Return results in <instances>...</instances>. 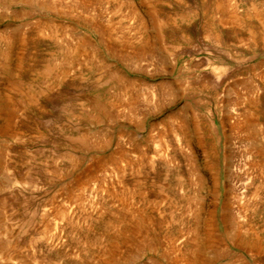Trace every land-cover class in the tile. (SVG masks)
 <instances>
[{
  "label": "rangeland",
  "instance_id": "obj_1",
  "mask_svg": "<svg viewBox=\"0 0 264 264\" xmlns=\"http://www.w3.org/2000/svg\"><path fill=\"white\" fill-rule=\"evenodd\" d=\"M251 1L0 0V264H171L167 235L183 249L194 210L218 246L209 264H264V242L234 238L264 226V0L255 14ZM108 218L127 243L110 247Z\"/></svg>",
  "mask_w": 264,
  "mask_h": 264
},
{
  "label": "bare ground",
  "instance_id": "obj_2",
  "mask_svg": "<svg viewBox=\"0 0 264 264\" xmlns=\"http://www.w3.org/2000/svg\"><path fill=\"white\" fill-rule=\"evenodd\" d=\"M256 0H252L251 1V3H252V5H251V3H250V7L252 8V12H254L253 14H255V13H258L256 10V8H257V6L255 5L256 3ZM221 4H223V3H221ZM221 7V5L219 4L218 5V7ZM246 15H247V17H248V15H250L248 12H246ZM250 17V16H249ZM239 18V17H238ZM236 19H237V16H236ZM56 31V30H55ZM55 31L53 32V33H55ZM1 38H2V41L4 42V48L0 51V53L2 54V56H6V51H7V49H8V47H9V45H10V43H11V40H10V38L9 37H6L5 35H1ZM85 41V40H84ZM84 41H81V43L79 44V45H76L75 47H74V49L72 50V53H74V54H82V52H86V50L88 49L87 48V45L85 44V42ZM87 48V49H86ZM73 54V55H74ZM66 55V54H65ZM70 56V55H69ZM77 59V58H76ZM75 59V60H76ZM65 60V59H64ZM3 65V64H2ZM154 92H155V90H154ZM153 94V93H152ZM151 94V95H152ZM153 95H156V92L153 94ZM128 96H129V94H128ZM132 100H133V98H132ZM132 100L129 102V104L128 105H130V107H131V105H133L132 103ZM134 101V100H133ZM2 106H1V104H0V108H1ZM187 125H186V123H184V121H178V122H176V124L175 125H173L172 127H170L171 129H170V133H172L173 135H174V137L176 138V140L175 141H177V144L179 143V145L180 146H183L184 148H186V149H188V129H190L189 127L187 128L186 127ZM83 138V137H82ZM150 138V137H149ZM159 138H160V136H159ZM162 138V137H161ZM87 139V138H86ZM157 141V140H156ZM159 141V140H158ZM163 141V140H162ZM78 142V141H77ZM160 142V141H159ZM164 143H165V141H164ZM161 144V143H160ZM167 144V143H166ZM165 144V145H166ZM164 145V144H163ZM162 145V146H163ZM167 146V145H166ZM166 146H165V148H166ZM178 146V145H177ZM169 147V146H168ZM157 148V147H156ZM161 148V147H160ZM164 148V149H165ZM65 149V148H64ZM163 149V148H162ZM160 150V149H159ZM155 151V150H154ZM166 151V150H165ZM188 151H189V149H188ZM163 152V151H162ZM122 154H120V159H123V158H125L124 157V155L123 154H125V153H123V152H121ZM155 154V153H154ZM162 154V153H161ZM187 154H188V152H187ZM70 156V155H69ZM126 156V155H125ZM164 156H165V154H164ZM192 156V155H191ZM157 157V156H156ZM159 157V156H158ZM168 157V156H167ZM69 159H71V158H69ZM115 159H114V157H109V158H107V160L104 162V164L103 165H105L106 163H108V162H110V161H114ZM141 160V159H140ZM173 160V159H172ZM188 160H190L191 161V158L190 159H188ZM190 161H189V164H190ZM139 162V161H138ZM141 162V161H140ZM194 162V161H193ZM191 163H192V161H191ZM149 164V163H148ZM146 165H147V163H146ZM153 165V164H152ZM192 165H195V164H192ZM102 166V165H101ZM3 167V166H2ZM106 167V166H105ZM164 167V166H163ZM192 167V166H191ZM102 169H104V168H102ZM108 170V169H107ZM151 170V169H150ZM197 170V169H196ZM104 171H106V170H104ZM86 172V171H85ZM103 172V171H102ZM194 174V180H195V184H196V186L198 185V186H200V183H202L201 182V176L198 174V173H196V172H193ZM192 174V173H191ZM69 176V175H68ZM93 177V174H91V173H87L86 174V176H85V180H84V182L82 181L79 185L82 187V189L85 187V186H87L86 184H88V180H90L91 178ZM186 177V176H185ZM166 178V177H165ZM179 178V177H178ZM97 179V178H96ZM175 179V178H174ZM95 180V179H94ZM181 180V179H180ZM91 181H92V179H91ZM96 181V180H95ZM155 181V180H154ZM165 181V180H164ZM203 181V180H202ZM194 182V181H193ZM176 183V182H175ZM76 185V184H75ZM144 185V184H143ZM178 185V184H177ZM74 186V185H73ZM194 186V185H193ZM258 186H260V185H258ZM79 187V186H78ZM156 187V186H155ZM256 188H258L257 186H255ZM69 189H72L73 187L71 186V187H68ZM101 188V187H100ZM114 188V187H113ZM263 187H261V189H262ZM85 189V188H84ZM109 189H110V187H109ZM119 189V188H118ZM145 189V188H144ZM255 189V188H254ZM253 189V190H254ZM77 190V189H76ZM78 190H80V187L78 188ZM115 190V189H114ZM128 190V189H127ZM152 190V189H151ZM258 190H260V188L259 189H256V191L258 192ZM70 191V190H69ZM81 191V190H80ZM80 191H78V193H80ZM90 191V190H89ZM112 191V190H111ZM166 191V190H165ZM255 191V192H256ZM261 191V190H260ZM96 192V191H95ZM135 192V191H134ZM97 193V192H96ZM112 193V192H111ZM141 193V192H140ZM139 193V194H140ZM192 193V192H191ZM259 193V192H258ZM85 194V193H84ZM83 194V195H84ZM107 194V193H106ZM126 194V193H125ZM125 194H123V192H121V193H118L117 192V194H115V196H119V198L120 197H126L127 195H125ZM129 194V193H128ZM138 194V195H139ZM108 195V194H107ZM113 195H114V193H113ZM195 195V194H194ZM262 195V200L264 199V196H263V193L261 194ZM72 196V195H71ZM80 195H76V197H79ZM82 196V195H81ZM81 196H80V198H81ZM91 196V195H90ZM146 197L145 195H144V193L143 194H140V196L139 197ZM236 197V196H235ZM128 198V197H127ZM73 199H75V195H74V197H73ZM182 199H183V197H182ZM185 199V198H184ZM85 200V199H84ZM86 200H87V198H86ZM110 200H111V198H110ZM145 200V199H144ZM192 200V199H191ZM78 201V200H77ZM88 201V200H87ZM92 201V200H91ZM143 201V200H142ZM146 201V200H145ZM93 202V201H92ZM84 203V202H83ZM169 203V202H168ZM192 203H193V201H192ZM249 203V202H248ZM89 204V203H88ZM94 204V203H93ZM247 204V203H246ZM153 205V204H152ZM59 206V205H58ZM83 206V205H82ZM87 206V205H86ZM91 206V205H90ZM167 206V205H166ZM170 206V205H169ZM186 206V205H185ZM88 207V206H87ZM228 207V206H227ZM244 207V206H243ZM62 208V207H61ZM64 208V207H63ZM57 209L58 210V214H60V215H62V217L65 215V209ZM67 208V207H66ZM69 208V207H68ZM90 208V207H89ZM99 208V207H98ZM97 208V209H98ZM126 208V210H127V207H125ZM166 208V207H165ZM254 208V207H253ZM73 209V208H72ZM81 209V208H80ZM124 209V208H123ZM197 209V208H196ZM199 209V208H198ZM226 209V208H225ZM67 210V209H66ZM84 210V209H83ZM95 210V209H94ZM246 210V209H245ZM72 211V210H71ZM90 211H91V209H90ZM89 211V212H90ZM70 212V211H69ZM101 212V211H100ZM127 212H129V211H127ZM171 212V211H170ZM193 212V211H192ZM245 212V211H244ZM262 212V211H261ZM45 215V214H44ZM73 215V214H72ZM98 215V214H97ZM100 215V214H99ZM103 215V214H102ZM111 215V214H110ZM137 215V214H136ZM174 215V214H173ZM66 216V215H65ZM71 216V215H70ZM112 216V215H111ZM24 217V216H23ZM145 217V218H144ZM53 218H55V217H53ZM58 218V217H57ZM57 218H55V219H57ZM60 218V217H59ZM64 218V217H63ZM69 217H67V219H68ZM87 218V217H86ZM113 218V217H112ZM112 218H108L107 220H106V222H105V225H106V227L107 228H112V230H113V228H115L117 231L113 234L114 236H112V237H110V238H107V240H108V242L111 244H109L110 245V247L111 248H114V244H116V243H123V242H125V243H127V241H128V238H127V236H124V235H126V232H128L129 233V231H128V229H127V225L125 224V223H119V222H117V219H112ZM131 218V217H130ZM214 219V218H213ZM212 219V220H213ZM224 221H225V223L226 224H229L230 226H233V222L230 220V218L227 216V215H225L224 216ZM61 220V219H60ZM64 220V219H63ZM70 220V219H69ZM147 220V221H146ZM50 221V220H49ZM49 221H48V223H49ZM74 221H76V220H74ZM82 221V220H81ZM90 221V220H89ZM132 220H130V222H131ZM147 222V224H150V220H149V218L148 217H146L145 215L144 216H140V215H138V216H136L135 217V226L136 227H138V228H143L144 229V227H145V224H146V222ZM161 221H163V220H161ZM169 221V220H168ZM181 221V220H180ZM40 222V221H39ZM238 222V221H237ZM56 223V222H55ZM133 223V222H132ZM224 223V222H223ZM247 223V222H246ZM34 224V223H33ZM49 224H51V223H49ZM58 224V223H57ZM201 223H200V220H199V211L198 210H194V215H193V220H192V222H191V225L189 226V228H190V230L192 231V234H193V236L192 237H190V239H184L183 241V249H180V248H176V247H173V241L175 240V238H176V236H177V231L175 230H173V231H169V233H168V240L170 241H168L169 242V244L170 243H172V244H170V245H168V246H170L171 247V249L172 250H174V259L172 260V262H170L171 264H209V261H212V260H210V258L212 257H210V258H207L208 257V252L207 251H216L215 250V248L216 247H218V246H214L213 245V238H212V236L213 235H210V233L208 232V231H204V233H207L208 232V235L207 234H204V236L200 233V227H199V225H200ZM24 225V224H23ZM45 225V224H44ZM92 225V224H91ZM212 225V224H211ZM225 225V224H224ZM34 226V225H33ZM42 226V225H41ZM53 226V225H52ZM55 226V225H54ZM58 226V225H57ZM168 226V225H167ZM208 226V225H207ZM242 226V225H241ZM238 226V227H236V231H235V234H236V236H234V238L236 239L235 241L236 242H238V243H240V244H242V245H244V246H247V248H257V249H259L261 246H263V242H264V226L261 228V229H258V227L256 228V227H253V225H251V223H247V224H244V226ZM48 227V226H47ZM50 227V226H49ZM68 227V226H67ZM73 227V226H72ZM71 227V228H72ZM88 227V226H87ZM105 227V226H104ZM103 227V228H104ZM130 227V226H129ZM150 227V226H149ZM21 228V227H20ZM63 228V227H62ZM79 228V227H78ZM157 228V227H156ZM210 228V227H209ZM208 228V229H209ZM45 229H46V226H45ZM44 229V230H45ZM48 229H50V228H48ZM105 229V228H104ZM240 229L242 230H244L245 232H247L248 233V237H245V236H241V234H240ZM153 230V229H152ZM165 230V229H164ZM202 230V229H201ZM207 230V229H206ZM235 230V229H234ZM242 230V231H243ZM31 231V230H30ZM81 231V230H80ZM86 231V230H85ZM106 231H108V230H106ZM105 231V233H107ZM111 231V230H110ZM115 231V230H114ZM113 231V232H114ZM144 231V230H143ZM187 231H189V229L187 230ZM202 231V232H203ZM237 231H239V232H237ZM46 232V231H45ZM87 232H89V231H86V233ZM168 232V231H167ZM48 233V232H47ZM80 233V232H79ZM137 233V232H136ZM157 233V232H156ZM190 233V232H189ZM220 233V232H219ZM223 233V232H222ZM50 234V233H49ZM77 234V233H76ZM81 234V233H80ZM103 234V233H102ZM135 233H131L130 235H134ZM153 234V233H152ZM215 234V233H214ZM224 234H225V236H227V237H230V233L226 230V232H224ZM26 235V234H25ZM72 235V234H71ZM84 235V234H83ZM157 235V234H156ZM43 236H44V232H43ZM81 236V235H80ZM145 236H147V235H145ZM189 236V235H188ZM42 237V236H41ZM54 237V236H53ZM93 237V236H92ZM97 237V236H96ZM129 237V236H128ZM138 236H136V238H137ZM184 237V236H183ZM232 237V236H231ZM82 238H83V236H82ZM91 238V237H90ZM154 238V237H153ZM218 238V237H217ZM30 239V238H29ZM28 239V240H29ZM32 239V238H31ZM36 239V241H37V238H35ZM35 239H33L32 241H34ZM42 239H43V237H42ZM79 239V238H78ZM84 239V238H83ZM85 239L87 240L88 239V235L87 236H85ZM44 240V239H43ZM49 240V239H48ZM102 240V239H101ZM131 240V239H130ZM218 241H219V239H217ZM221 240V239H220ZM30 241V240H29ZM57 241V240H56ZM62 241V240H61ZM66 241V240H65ZM74 241V240H73ZM85 241V240H84ZM90 241V240H89ZM50 242H51V240H50ZM59 242V241H58ZM87 242H88V240H87ZM91 242V241H90ZM98 242V241H97ZM141 242H143V240L141 241ZM40 243V242H39ZM45 243V242H44ZM215 243H217V242H215ZM27 244H28V242H27ZM30 244V243H29ZM28 244V245H29ZM48 244V243H47ZM67 244V243H66ZM76 244V243H75ZM84 244V243H83ZM95 244V243H94ZM154 244V243H153ZM180 244V243H179ZM49 245V244H48ZM54 245V244H53ZM59 245V244H58ZM57 245V246H58ZM215 245H217V244H215ZM239 245V244H238ZM241 245V246H242ZM12 246V245H11ZM10 246V247H11ZM82 246V245H81ZM98 246V245H97ZM117 248H118V246L117 245H115ZM143 246H145V245H143ZM5 247V246H4ZM4 247L2 248V249H0V258L2 259V260H4V259H7V258H12L11 256H7V253L4 251V250H6L7 248H5L4 249ZM8 247V246H7ZM49 247V246H48ZM85 247V246H84ZM89 247V246H88ZM106 247V246H105ZM169 247V248H170ZM173 247V248H172ZM181 247V246H180ZM17 248V247H16ZM24 248V247H23ZM23 248H22V250H23ZM46 248V247H45ZM86 248V247H85ZM107 248H108V246H107ZM161 248H163V247H161ZM167 249L168 251H166L165 250V253L166 252H170L171 250L170 249ZM14 249V248H13ZM25 249V248H24ZM76 249V248H75ZM101 249V248H100ZM166 249V248H165ZM15 250H17V249H15ZM27 250H28V248H27ZM26 250V251H27ZM109 249H107V251H108ZM170 250V251H169ZM7 251V250H6ZM14 251V250H13ZM56 251V250H55ZM17 252V251H16ZM70 252V251H69ZM21 253V252H20ZM83 253V252H82ZM86 253V252H85ZM101 253V252H100ZM170 253H173V251H171ZM101 255V254H100ZM104 255H106V254H104ZM104 255H102V256H104ZM109 257H107L106 258V260L107 261H111L110 262V264H112V263H115L116 261H115V259H114V255L115 254H112V252H111V254H110V252H109ZM118 255V254H117ZM167 255H169V254H167ZM30 256V255H29ZM28 256V257H29ZM50 256V255H49ZM53 256V255H52ZM79 256V255H78ZM102 256H101V258H102ZM210 256V255H209ZM163 257V256H162ZM172 257V256H171ZM206 259H205V258ZM4 258V259H3ZM74 258V257H73ZM117 258V257H116ZM165 258V257H164ZM169 258V257H168ZM58 259V258H57ZM124 259V258H123ZM10 260V259H9ZM32 260H33V258H32ZM92 260V259H91ZM122 260V259H121ZM120 260V261H121ZM34 261H35V259H34ZM37 261V260H36ZM35 261V262H36ZM45 261V260H44ZM119 261V262H120ZM10 262V261H9ZM91 262V261H90ZM37 263V262H36ZM51 263V262H50ZM89 263V262H88ZM107 263V262H106ZM126 263V262H125ZM124 263V264H125ZM128 263V262H127ZM126 263V264H127ZM40 264V263H39ZM108 264V263H107Z\"/></svg>",
  "mask_w": 264,
  "mask_h": 264
}]
</instances>
